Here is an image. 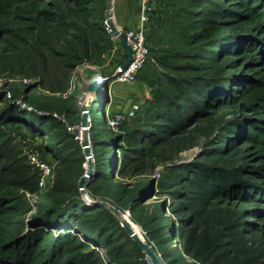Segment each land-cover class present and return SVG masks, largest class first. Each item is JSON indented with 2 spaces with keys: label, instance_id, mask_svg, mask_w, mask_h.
Here are the masks:
<instances>
[{
  "label": "rangeland",
  "instance_id": "rangeland-1",
  "mask_svg": "<svg viewBox=\"0 0 264 264\" xmlns=\"http://www.w3.org/2000/svg\"><path fill=\"white\" fill-rule=\"evenodd\" d=\"M106 2L0 0V264H152L96 201L164 264H264V0H156L128 82Z\"/></svg>",
  "mask_w": 264,
  "mask_h": 264
},
{
  "label": "water",
  "instance_id": "water-1",
  "mask_svg": "<svg viewBox=\"0 0 264 264\" xmlns=\"http://www.w3.org/2000/svg\"><path fill=\"white\" fill-rule=\"evenodd\" d=\"M112 3H113V0H107V2H106V5H105V20L107 21L108 27L110 28V30L113 33V35L118 39L120 45H122L125 48V50H126L127 58H126V61L124 62V64L120 68V71H123L133 61V51L131 49V46L128 44L125 36L123 35V33H121L119 29H117V27L115 26V24L113 22L112 15L110 13V10L112 8ZM88 115H89L88 108L85 107L84 108V112H83V117H82V126L84 128L87 126ZM84 148H85L87 159L89 160V165H90V168H91V166H92V160H91L92 152H91V149H90V146H89V142H88V140L86 138L84 140ZM90 173L91 172L89 171L88 173L83 175L82 178L80 179L79 186H80L82 191H84L86 178L88 177V175ZM94 203H97L99 205H104V206L108 207L115 214V216H117V218L121 222V225L125 229L126 233L130 236L131 239H133L135 241L136 244H138L143 249V251L148 256V258L150 259L152 264H164L162 262L160 256L153 249V247H151L149 244H147L143 237L142 238L139 237V234L135 231V229L133 227V224L129 221V219L127 218L126 215H124L119 210H117L115 207H113L112 205H110V204H108L106 202L96 201Z\"/></svg>",
  "mask_w": 264,
  "mask_h": 264
},
{
  "label": "built area",
  "instance_id": "built-area-1",
  "mask_svg": "<svg viewBox=\"0 0 264 264\" xmlns=\"http://www.w3.org/2000/svg\"><path fill=\"white\" fill-rule=\"evenodd\" d=\"M142 9L140 16V26L136 29H130L123 32L128 44L133 51V61L123 71H118L115 75L117 82H128L135 80L136 73L145 64L148 56V48L146 44L145 24L149 20V14L153 10V4L156 0H141ZM115 122H111L112 126H115ZM42 174L39 179V186L41 189L51 181L52 171L50 167L41 165Z\"/></svg>",
  "mask_w": 264,
  "mask_h": 264
},
{
  "label": "crops",
  "instance_id": "crops-1",
  "mask_svg": "<svg viewBox=\"0 0 264 264\" xmlns=\"http://www.w3.org/2000/svg\"><path fill=\"white\" fill-rule=\"evenodd\" d=\"M121 27L136 29L140 26L141 0H113Z\"/></svg>",
  "mask_w": 264,
  "mask_h": 264
},
{
  "label": "trees",
  "instance_id": "trees-1",
  "mask_svg": "<svg viewBox=\"0 0 264 264\" xmlns=\"http://www.w3.org/2000/svg\"><path fill=\"white\" fill-rule=\"evenodd\" d=\"M169 2H173V1H178V0H168ZM168 29V32L171 34L172 33V30H170L169 28H167ZM99 30H101L102 32H105L106 31V29H104V28H102L101 26H100V29ZM165 33H167V32H165ZM169 33H168V35H169ZM167 36H166V34H164L163 35V37H162V39H164V38H166ZM179 37V36H178ZM184 37H186V36H184V35H181L180 36V38H178V40H177V44L178 43H180V39L181 38H184ZM177 38V36L174 38V39H176ZM174 41V40H173ZM175 42V41H174ZM2 93V92H1ZM15 115L16 116H18L22 121H28V117L27 116H25V115H21V114H18V113H15ZM81 200H82V202H80V204L81 205H83V206H87L85 203H84V200L81 198ZM100 207H104L106 210H108L107 212H108V215H107V217H109L110 219L113 217V215H115L108 207H106V206H104V205H99ZM118 228V230H119V232L120 233H123L122 235L124 236V237H126V241L127 242H130V244H132L136 249H137V251H138V253L140 254L142 251H143V249L138 245V244H136L135 243V241L133 240V239H131L130 238V236L126 233V231H125V229L123 228V226H118L117 227ZM124 230V231H123ZM125 232V233H124ZM143 253L145 254V252L143 251ZM146 255V254H145Z\"/></svg>",
  "mask_w": 264,
  "mask_h": 264
},
{
  "label": "bare ground",
  "instance_id": "bare-ground-1",
  "mask_svg": "<svg viewBox=\"0 0 264 264\" xmlns=\"http://www.w3.org/2000/svg\"><path fill=\"white\" fill-rule=\"evenodd\" d=\"M102 78V77H101ZM94 92V91H93ZM135 229V228H134ZM135 231H136V229H135ZM137 232V231H136ZM139 237H141L140 235H139ZM142 238V237H141Z\"/></svg>",
  "mask_w": 264,
  "mask_h": 264
}]
</instances>
